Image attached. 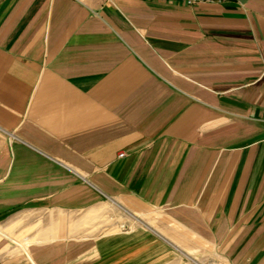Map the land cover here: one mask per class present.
<instances>
[{
  "label": "crops",
  "instance_id": "0c3cea01",
  "mask_svg": "<svg viewBox=\"0 0 264 264\" xmlns=\"http://www.w3.org/2000/svg\"><path fill=\"white\" fill-rule=\"evenodd\" d=\"M106 202L140 225L105 233ZM1 238L0 264H264V0H0Z\"/></svg>",
  "mask_w": 264,
  "mask_h": 264
},
{
  "label": "rangeland",
  "instance_id": "374dc122",
  "mask_svg": "<svg viewBox=\"0 0 264 264\" xmlns=\"http://www.w3.org/2000/svg\"><path fill=\"white\" fill-rule=\"evenodd\" d=\"M104 207H105V214H104V223H103V230L104 232H111V231H122V230H129V229H133L134 227H136L137 225H140L138 224L137 222H135V220H133L128 214H125L123 212H118L116 210V207L114 206H111L110 203H104L103 204ZM14 217H11L9 220L13 219ZM13 234L16 233L15 229H13ZM19 237H21V234H22V231L20 230L19 231ZM17 236V235H15ZM4 246L6 247L7 246V249L6 250H3V251H0V259L2 257H4V255H14L16 252V247L10 243L7 239H4V238H1L0 239V249L4 248ZM185 254L191 256V252H185ZM193 256V255H192ZM194 257H197L199 258L198 256H194ZM204 258H202L203 260L204 259H207L208 257H211V256H203ZM214 257V256H213ZM217 258V257H215ZM181 257L179 256L178 253H174L172 255V259L171 261L168 263V264H181ZM220 260V259H219Z\"/></svg>",
  "mask_w": 264,
  "mask_h": 264
},
{
  "label": "built area",
  "instance_id": "2783aa9c",
  "mask_svg": "<svg viewBox=\"0 0 264 264\" xmlns=\"http://www.w3.org/2000/svg\"><path fill=\"white\" fill-rule=\"evenodd\" d=\"M158 1H162V2H168V3H173V2H180L182 3L183 5L185 6H188V7H193V6H196V5H199V4H219V3H222L224 1H227V0H158ZM119 157H123L124 154L123 153H120L118 155ZM177 253L179 254V256L181 257V264H223L222 261H220L218 258H215L213 256L211 257H208L207 259H202V258H197V257H194V256H189L187 254H185L184 251L182 250H177Z\"/></svg>",
  "mask_w": 264,
  "mask_h": 264
}]
</instances>
